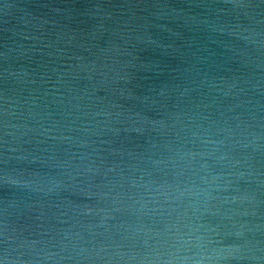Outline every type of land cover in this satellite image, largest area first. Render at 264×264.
I'll use <instances>...</instances> for the list:
<instances>
[{"label":"water","instance_id":"1","mask_svg":"<svg viewBox=\"0 0 264 264\" xmlns=\"http://www.w3.org/2000/svg\"><path fill=\"white\" fill-rule=\"evenodd\" d=\"M0 264H264V0H0Z\"/></svg>","mask_w":264,"mask_h":264}]
</instances>
